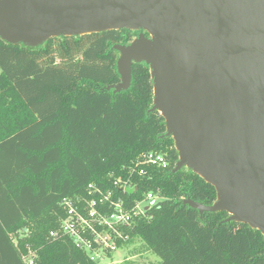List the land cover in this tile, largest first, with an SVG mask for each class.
I'll return each mask as SVG.
<instances>
[{"label":"trees","instance_id":"16d2710c","mask_svg":"<svg viewBox=\"0 0 264 264\" xmlns=\"http://www.w3.org/2000/svg\"><path fill=\"white\" fill-rule=\"evenodd\" d=\"M141 33L147 37L126 29L56 37L37 47L0 39V264H28V252L32 264H99L68 238L49 236L64 216L61 202L89 199L90 187L127 210L148 193L161 197L121 228L159 264H264L258 230L224 223L225 212L200 218L183 204L211 206L216 191L187 168L173 172L178 153L163 117L150 111L148 65L133 64L130 87L113 91V47Z\"/></svg>","mask_w":264,"mask_h":264},{"label":"water","instance_id":"95a60500","mask_svg":"<svg viewBox=\"0 0 264 264\" xmlns=\"http://www.w3.org/2000/svg\"><path fill=\"white\" fill-rule=\"evenodd\" d=\"M126 29L115 45L120 82L145 63L153 105L178 162L212 185L225 212L264 237V0H0V39L37 47L51 38Z\"/></svg>","mask_w":264,"mask_h":264},{"label":"built area","instance_id":"2783aa9c","mask_svg":"<svg viewBox=\"0 0 264 264\" xmlns=\"http://www.w3.org/2000/svg\"><path fill=\"white\" fill-rule=\"evenodd\" d=\"M146 158L150 163L162 162L160 157L155 159L150 155ZM90 189L92 197L89 199L67 198L61 202L64 216L49 236L68 238L91 261L99 263L108 252L117 249L120 239L126 237L121 228L130 226L134 218L145 216L146 210L156 205L161 197L148 193L127 210L121 199H112L111 192ZM28 264H32V260Z\"/></svg>","mask_w":264,"mask_h":264},{"label":"rangeland","instance_id":"374dc122","mask_svg":"<svg viewBox=\"0 0 264 264\" xmlns=\"http://www.w3.org/2000/svg\"><path fill=\"white\" fill-rule=\"evenodd\" d=\"M29 233V232H28ZM27 233V234H28ZM26 235V234H25ZM121 245L119 246V244ZM34 257L33 252H28L24 256L25 262H30ZM160 258L149 251L138 239H129L127 236L120 239L117 249L108 252L99 264H159Z\"/></svg>","mask_w":264,"mask_h":264}]
</instances>
